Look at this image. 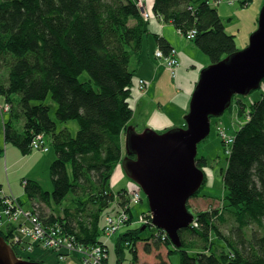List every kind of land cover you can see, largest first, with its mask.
Listing matches in <instances>:
<instances>
[{"label":"trees","instance_id":"trees-1","mask_svg":"<svg viewBox=\"0 0 264 264\" xmlns=\"http://www.w3.org/2000/svg\"><path fill=\"white\" fill-rule=\"evenodd\" d=\"M251 1L241 0V6ZM154 2L153 11L165 22H173L181 32H197L193 43L212 64L239 50L214 0ZM150 35L138 0H0V95L10 106L5 140L24 155L52 149L56 156L50 166L52 194L39 182L23 180L25 193L34 201L26 210L32 208L46 229L59 225L64 238L83 248L107 242L108 216L125 211L133 221L129 191L115 190L111 180L133 117L130 86ZM154 39L164 53L174 49L164 37ZM83 74H88L84 82ZM259 89L260 99L249 106L248 121L235 134L223 169L225 211L201 212L190 227L180 230L181 248L152 225L151 216L148 225L137 228H129L128 222L115 245L117 264H124L128 254L132 264H139L141 242L149 255L168 249L159 264H169L167 255L174 253L181 255V264H264V80ZM49 96L57 103L54 118L52 106L44 103ZM238 103L244 104L240 99ZM71 120L80 124L76 136L60 128ZM40 136L47 152L32 146ZM4 152L0 145V158ZM131 185L132 191L139 189ZM69 196L71 207L55 213L50 198L60 206ZM7 197L15 196L0 185V202ZM117 197L121 203L115 202ZM148 227L156 234L145 236ZM16 229L0 234L9 242L15 234L6 232ZM18 244L15 252L24 260L45 264L34 259L35 249L29 253ZM68 261L75 264L79 257L71 255Z\"/></svg>","mask_w":264,"mask_h":264},{"label":"water","instance_id":"water-1","mask_svg":"<svg viewBox=\"0 0 264 264\" xmlns=\"http://www.w3.org/2000/svg\"><path fill=\"white\" fill-rule=\"evenodd\" d=\"M249 40L246 49L201 71L185 128L161 134L150 128L139 132L132 124L126 130L123 170L147 196L155 227L165 231L177 248L180 230L195 220L188 201L204 184L205 173L196 158L198 145L211 133V119L222 116L238 95L258 90L264 80V6ZM0 264L37 263L19 260L0 234Z\"/></svg>","mask_w":264,"mask_h":264},{"label":"rangeland","instance_id":"rangeland-1","mask_svg":"<svg viewBox=\"0 0 264 264\" xmlns=\"http://www.w3.org/2000/svg\"><path fill=\"white\" fill-rule=\"evenodd\" d=\"M138 2H139V5L143 4V2L141 0H138ZM263 6H264V0H252L245 7L241 6V0H223L222 4L216 6V9H218L220 17L223 20V23H225L226 30L230 34L235 36V41L237 43V47L239 50H244L247 48V46L249 45V42H250L249 39H250L251 35L257 31L259 15L263 9ZM140 10H141V6H140ZM158 16L163 20L162 16H160V15H158ZM177 31L186 40L188 39L189 33L181 32L179 30H177ZM194 39H195V37L193 39H191V41H189V42H193ZM197 51H198V53H200L202 61H204V60L209 61V59L205 53H202L201 50H197ZM177 61H178V63H180V59H178ZM133 62H134V60L131 63V67H133L132 66ZM198 64H200L201 67L205 66V64H203L200 60H198ZM211 65H212V63H211ZM134 68L135 67H133V70H134ZM136 72H137V70L135 71V73ZM176 72L177 71H175L174 69L171 70V74L173 77H176ZM135 73H134V76H135ZM87 77H88V74H83L80 77V80H82L84 82L85 81L84 79H86ZM133 83H134V81H133ZM132 86H133V84L130 86V88H131L130 99H131L132 89H133ZM139 88L141 89V91H143V84L142 83H141ZM261 91H262V89L255 90V91L251 92L249 94V96L238 95V97L234 98V100L232 101V104H231L232 106L230 108H228V110H226V112L222 116H220L218 118H212L211 119V128H212L211 133L205 141L201 142L198 145L199 151H198V156L196 158L197 167L200 168L205 173L204 184L200 188V191L197 192V194L194 195L192 198H190L188 201V209L192 214L195 215V220H196V217H199L201 212H206V211L210 212L213 210V211H218L219 213L222 214L225 211L224 196H225L226 191H225V185H224V181H223V171H224L223 169H225L227 164H228L227 157L232 150L231 146L235 141L234 136L238 131H240V128H242L243 124L248 121V118H249V116L247 115V112L249 110L248 108L250 105H252V103L255 100L260 99V96L262 94ZM238 99L242 100V102H244V104L239 105V103H238V105H237ZM44 103H47V104L52 106V112L51 113H52V117L54 118L55 117L54 112L57 108V103H54L50 96L45 100ZM3 105H4V98L0 95V130H1V132L3 131L4 124L9 120L8 113L10 111L9 105L6 106V109H5V106L3 107ZM2 107L5 110V112L3 114V116H5L4 121H3V116H2V112H1ZM241 109H243V113L242 112L239 113V110H241ZM181 111L183 113V110H181ZM2 124H3V126H2ZM134 125L136 127V130L139 132H143V130L145 129L144 126L141 127L137 124H134ZM219 126L226 130V133L228 134V137H227L228 139L224 140V138L222 137L221 130H220ZM181 127L185 128L186 124H183ZM60 128H69L71 134H73V136H76L77 132L79 131L80 124L76 120H71V121H68V124H65L63 126L60 125ZM157 131L159 133L163 134L165 132L170 131V128L169 129L165 128V129H161V130H157ZM4 132H5V126H4ZM125 135L126 134H124L123 138H122V142H123L122 152H121L122 153V161H123L124 157L126 156L125 142H124ZM49 155L55 156L54 150H52V152ZM122 161H120L119 165L116 167V169L113 173V177L111 180V186H113V188L115 190H121V189H124L126 187V189L129 191V194L127 193V195L130 197L129 201L131 202V196L130 195L132 193V185H131L130 179L128 178L127 174H125V172L123 170ZM52 162L53 161H51L48 170H46V169L43 170L42 164L38 167H35L37 171L41 172V174H40L41 180L39 181V183H40L43 191L46 193H49V194H52L54 191L53 181H52V178L50 177V169H51L50 166H51ZM199 162L201 163V165H199ZM31 165H32V163L29 162L27 167H25V169H23L24 172H26L28 167H30ZM127 182H129V183H127ZM22 187L23 186H22L21 182L20 183L18 182L16 184V190L17 191H20L19 190L20 188L23 190ZM141 195H142V201L140 203H137L136 205H133V207H132L133 221L131 219H130V221H128L132 224L130 227L128 226L129 228H137V226H139L140 224L148 225V223H149L148 217L151 216V212H150V210L148 211V209H150V206H148L147 196H145L143 193H141ZM50 199H51L50 203L52 205V210H54L55 213L61 214V212L64 210V208H70L71 207V202H72L71 196L66 198V200L63 201L60 206L56 205L55 200L52 197ZM34 200L40 201V197H36V199H34ZM21 201L24 203V205H23L24 209L32 206V202L34 203L33 199L30 198L29 195H27L26 193L24 194V190H23V196L21 197ZM118 201H119V203H121L120 202V201H122L121 198L117 197L115 199L116 203H118ZM43 204L45 205L46 203L44 202ZM31 210H32V208L30 209V211ZM49 213H50V211L48 212V214ZM142 213H146V214L143 215ZM225 217H226V215H225ZM152 218H153V216L150 217L151 220H152ZM29 219L30 218H28V217H26L24 219L25 224L28 223L27 220H29ZM195 220L193 222H195ZM216 224H218V226H221V224L218 223V221H216ZM17 226L18 225L15 224V225H12L11 227H12V229H14V228H17ZM126 226L127 225H125L123 227V229H124V230L122 229L123 231L117 233L113 237L103 238V240H107L108 247L110 250V254H109L110 264H117V261H116L117 255H116V250H114V249H115L116 242L118 240L117 239L118 236L121 233H124L128 229V228H126ZM143 227H144L143 231L146 230L147 227L146 226H143ZM8 229H10V227ZM154 233H156V230H154V228L148 227V231L145 233L146 234L145 236H147V237L153 236V235H155ZM6 234L13 235L14 232H13V234H10L8 231V232H6ZM140 244H139V248H138V257H137L139 260V264H159L161 259L166 260V258H165L166 257V251H168V249L166 247H165L166 249L162 248L160 253H157V251H155L152 255H149L148 253H146L145 249L143 248L144 243L141 242ZM159 249H157V250H159ZM34 256H35L34 259L39 260V261H44L45 264H72L71 261L65 262V259L63 261L58 260L57 255L54 256L53 254L51 255L49 253L44 254L43 256L35 253ZM167 261L169 264H181L182 258H181V255L179 253H174V254H170V256L167 255ZM133 262H134V260L131 259V256H129V254H128L124 264H132Z\"/></svg>","mask_w":264,"mask_h":264},{"label":"crops","instance_id":"crops-1","mask_svg":"<svg viewBox=\"0 0 264 264\" xmlns=\"http://www.w3.org/2000/svg\"><path fill=\"white\" fill-rule=\"evenodd\" d=\"M141 1L146 6L147 11L150 9L153 12L154 0ZM157 22L158 24L149 21L151 35L145 38L137 72L134 76L131 95L132 101H135V103L133 102L134 106H132L134 116L130 126L137 124L153 130L175 129V127L186 124L185 115L190 110V102L201 77L200 73L205 67L211 65V62L206 53L209 61L201 60L200 53L197 51L200 49L195 43L189 42L181 36L173 22ZM156 35L164 37L180 54V67L176 72V77H173L166 66L156 59L155 53L160 49L154 39ZM198 60L205 66L201 67ZM141 80L146 82L143 91L139 90L138 85ZM136 85L139 93H135ZM0 145L5 151L0 158V185L6 193H11L21 200L24 188L22 187L23 190L20 188V191H17L16 184L18 182L22 184L23 180L27 178L39 182L41 172L37 171L35 167L42 164L43 170H48L51 161L56 156L49 155L52 149L48 153L33 151L24 155L18 147L6 142L4 126L3 131L0 130ZM29 162L32 165L24 172L23 169L27 167Z\"/></svg>","mask_w":264,"mask_h":264},{"label":"built area","instance_id":"built-area-1","mask_svg":"<svg viewBox=\"0 0 264 264\" xmlns=\"http://www.w3.org/2000/svg\"><path fill=\"white\" fill-rule=\"evenodd\" d=\"M194 37L195 32H190L187 40L191 41V39H193ZM175 53L176 51L173 49L168 54L170 56V58L168 59V65L171 70H173L174 67H176L178 64V61L174 58ZM155 55H157L160 60L164 58L161 50H158ZM220 130L224 140L228 139L226 130L221 127ZM38 139L39 140H36V142L32 144V146H34V149L36 151L38 149L47 152L49 150V147L42 145L41 143L43 137L40 136ZM130 196L131 203L133 205H136L137 203H140L142 201L140 189H135L134 191H132ZM26 217L30 218L29 220H27V224H25L24 222V219ZM107 218L108 219L105 225L104 232V236L106 238H111L119 233L126 225V223L130 220L128 213H125V211L118 212L115 217L108 216ZM15 224L18 225L16 231L14 232L15 235L13 234V239H10L9 237V240L13 241L18 246V243L21 242L27 247V250L20 248L21 250L29 253H34L35 244H41V242L49 239L52 235L54 238L53 242H55V247L58 250V254L61 255L62 261L64 259L66 261L69 256L75 254L79 257V261L75 262V264H110V250L106 241L104 244L96 245L95 247L90 248H83L81 246H78L70 239L64 238V231L59 225L53 226L50 229L44 228L42 222L38 220L34 213L23 208V204L21 203V201L17 200L15 197H7V199H3L0 202V231L5 232L9 227L10 229H12L11 226ZM26 242H28L29 245H26Z\"/></svg>","mask_w":264,"mask_h":264},{"label":"bare ground","instance_id":"bare-ground-1","mask_svg":"<svg viewBox=\"0 0 264 264\" xmlns=\"http://www.w3.org/2000/svg\"><path fill=\"white\" fill-rule=\"evenodd\" d=\"M222 1L223 0H214V4H215V6H218V5H220V4H222ZM141 6V12H142V16H143V19H144V21L146 22V23H148V27H149V21H151L152 23H156V24H158V22L157 21H163L155 12L153 13L150 9H149V11H147L146 10V6H144L143 4H140L139 5V7ZM164 22V21H163ZM191 32H195V37H196V35H197V32L195 31V30H192ZM160 50V49H159ZM161 51H162V55H164V58L163 59H159L158 57H157V55H156V59L162 64H164L165 66H166V68L168 69V71L171 73V68L169 67V65H168V59L170 58V56L168 55V54H166V53H164L163 52V50L161 49ZM174 58L176 59V60H178V59H180V54H178V52H176L175 53V55H174ZM180 63H178L177 64V66L176 67H174V70L175 71H177L178 69H179V67H180V65H179ZM141 83L143 84V90L145 89L144 87H146V82H145V80H141L140 82H139V87H140V85H141ZM137 86V85H136ZM139 90H141V89H139ZM135 93H139V91H138V86H137V88H135ZM130 99V98H129ZM135 103V101H132V98L129 100V103H130V106L132 107V106H134V103ZM5 106V109H6V106H7V103H6V101H5V99H4V105H3V107ZM3 107L1 108V112H2V116H3V114H4V112H5V110L3 109ZM132 110H133V107H132ZM133 113H134V110H133ZM133 116H134V114H133ZM133 118V117H132ZM5 120V116H3V121ZM132 120V119H131ZM152 129V128H151ZM153 130V129H152ZM157 131V130H156ZM124 142H125V140H124ZM126 143V142H125ZM152 225L155 227V225H154V219L152 218ZM155 228H157V227H155ZM158 229V228H157ZM155 230V229H154ZM154 234H156V233H154ZM67 239V238H66ZM54 241V238H53V236L51 235V237L49 238V239H47V240H45V241H43V242H41V244H35V250L38 252V254H40L41 256H43L44 254H53L54 256L55 255H57V257H58V260H61V255H59L58 254V250L56 249V247H55V242H53ZM7 244H9L11 247H12V249H13V251H14V253H15V255H17V257H18V259L19 260H24L21 256H19L18 254H16V252H15V249H16V247L18 246L17 244H15L13 241H10L9 240V242H7ZM26 245H29V243L28 242H26ZM144 248V247H143ZM17 250V249H16ZM19 250V249H18ZM17 250V251H18ZM26 261V260H25ZM31 263V262H30ZM44 264V263H43Z\"/></svg>","mask_w":264,"mask_h":264}]
</instances>
